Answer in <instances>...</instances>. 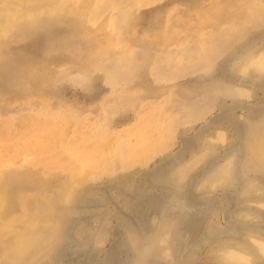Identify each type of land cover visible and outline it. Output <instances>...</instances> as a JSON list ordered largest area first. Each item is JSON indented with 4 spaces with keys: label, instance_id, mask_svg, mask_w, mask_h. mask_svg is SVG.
<instances>
[{
    "label": "rangeland",
    "instance_id": "obj_1",
    "mask_svg": "<svg viewBox=\"0 0 264 264\" xmlns=\"http://www.w3.org/2000/svg\"><path fill=\"white\" fill-rule=\"evenodd\" d=\"M263 55L264 0H0V264H264Z\"/></svg>",
    "mask_w": 264,
    "mask_h": 264
},
{
    "label": "bare ground",
    "instance_id": "obj_2",
    "mask_svg": "<svg viewBox=\"0 0 264 264\" xmlns=\"http://www.w3.org/2000/svg\"><path fill=\"white\" fill-rule=\"evenodd\" d=\"M251 62H252V61H251ZM258 62L264 67V55L258 60ZM2 199H3V196L0 195V206H1V203H2ZM0 212H1V211H0ZM256 243H257L258 245H260L261 249H262V248L264 249V242H262L261 240H256ZM240 256H241V258H242L243 260H246V259H247V257L244 256V255H240Z\"/></svg>",
    "mask_w": 264,
    "mask_h": 264
}]
</instances>
